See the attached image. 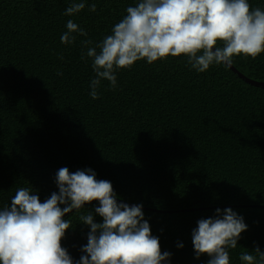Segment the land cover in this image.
<instances>
[{
	"label": "trees",
	"instance_id": "16d2710c",
	"mask_svg": "<svg viewBox=\"0 0 264 264\" xmlns=\"http://www.w3.org/2000/svg\"><path fill=\"white\" fill-rule=\"evenodd\" d=\"M73 2L81 0H0V209L22 187L45 202L58 193L62 167L90 168L117 203L142 205L169 264H207V254L194 258L191 233L217 208L247 225L229 264H244L240 255L257 246L264 252V89L224 64L197 72L180 55L118 69L116 88L102 81L93 100L92 60L80 41L100 43L139 0H83L79 13L64 15ZM248 3L264 10V0ZM69 19L88 34L72 45L60 41ZM232 65L264 81V52ZM96 207L63 217L71 227L60 243L74 264L90 231L80 216L101 223Z\"/></svg>",
	"mask_w": 264,
	"mask_h": 264
},
{
	"label": "clouds",
	"instance_id": "9594fccd",
	"mask_svg": "<svg viewBox=\"0 0 264 264\" xmlns=\"http://www.w3.org/2000/svg\"><path fill=\"white\" fill-rule=\"evenodd\" d=\"M88 7L96 11L95 3ZM84 8L83 0L73 2L64 15L74 16ZM126 13L100 43L91 46L90 39L80 41L92 60L95 75L89 95L93 100L99 98L102 81L115 89L116 71L137 61L152 64L184 55L193 69L203 73L213 64L231 66L234 56L255 59L264 52V10L250 9L248 0H139ZM66 29L62 44L72 45L77 35H88L71 19ZM218 41L222 47H217ZM55 182L58 193L43 203L31 194L32 189L22 187L10 205L0 209V264H74L60 243L71 227L63 217L92 201L99 202L95 213L102 222H94L91 212L80 216L90 231L76 264H169L171 253H161L159 238L151 234L141 204L117 203L111 183L98 181L90 168L70 173L62 167ZM246 230L242 216L231 208H217L213 217L198 220L192 230L194 258L207 254V264H229L228 249L237 247ZM253 252L242 253L239 259L244 264H264V252L258 246Z\"/></svg>",
	"mask_w": 264,
	"mask_h": 264
},
{
	"label": "water",
	"instance_id": "95a60500",
	"mask_svg": "<svg viewBox=\"0 0 264 264\" xmlns=\"http://www.w3.org/2000/svg\"><path fill=\"white\" fill-rule=\"evenodd\" d=\"M239 77H241L242 79H244L246 82L255 85V86H259L262 87L264 89V81H257L254 80L252 78H249L247 76H245L244 74H242L240 71L237 70V68L234 65L229 66Z\"/></svg>",
	"mask_w": 264,
	"mask_h": 264
}]
</instances>
